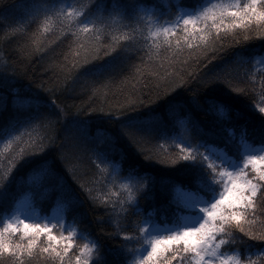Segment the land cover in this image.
<instances>
[{
	"label": "snow or ice",
	"instance_id": "obj_1",
	"mask_svg": "<svg viewBox=\"0 0 264 264\" xmlns=\"http://www.w3.org/2000/svg\"><path fill=\"white\" fill-rule=\"evenodd\" d=\"M130 8L133 13H144L149 23V35L163 38L168 49L175 46L182 50L183 41L188 49L215 51V47L224 42L221 32L231 34L233 44L264 38V0H197L190 7L185 6L184 0H169L167 8L177 9L179 14L163 23L159 22V17L167 13L157 14L155 0H135L132 5L122 4L120 0H113L111 5L107 0H88L87 4L67 7L61 6L60 0H47L43 8L44 22L47 25L53 18H65L75 22L79 33L91 35L97 31L96 21L102 22L100 30L106 27L103 23L105 13L109 18L113 13L128 15ZM144 17L137 15V19ZM237 30L243 31L244 35L241 37ZM136 31L132 29L131 35L120 39L134 40ZM117 46L121 50L116 56L85 68L84 73L96 75L114 71L116 61L128 58V46H120L118 41L105 55L115 51ZM155 47L159 50L161 44ZM258 51L241 48L233 54L234 64L249 65L251 70L246 71L244 81L229 82L227 90L235 101L243 103L244 98L251 101L248 106L256 115L260 133L264 136V51L257 55ZM257 65L262 66L259 73ZM10 79L0 73V143L3 144L0 148V215L3 216L0 219V261L25 264L26 260L46 254L47 259L59 261V264H73V261L74 264H110L106 259L107 251H114L124 257L118 264H264V244L250 243L264 241V140L258 149L253 148L247 139V129H244L239 140L234 136L225 139L221 142V150L216 151L207 139L212 135L211 130L205 131L193 116L196 110L223 115L231 107L208 94L219 89L221 74L201 80L205 93H194L181 117L189 131L201 139L195 145H186L182 139L172 137L171 143L178 151L169 155L165 148L166 154L156 157L161 163L172 165L170 171L186 180L183 187L176 186L179 206L172 223L161 228L153 213L145 212L141 207L142 199L153 197V185L148 182L147 173L130 168L115 189L108 186L105 192L91 186L98 181L80 183L87 198L103 208L108 220L116 224L115 236L122 237V243L116 249L107 251L102 241L76 226L75 217L67 218L71 185L64 169L72 171L78 164L75 153L78 145L72 138H65L59 146H50L55 142L47 129L53 121L46 110L50 105L55 109V101L39 92L22 93L9 83ZM250 94H255L257 99L253 100ZM171 109L169 102L168 110ZM132 110L131 115L120 112L119 116L98 117L115 125L114 131L97 127L98 134L106 133L109 145V150L95 152L101 172L113 165H117V171H123V155L117 164L110 154L117 150L118 140L127 139L139 144L145 133L155 130L152 122L160 119L159 113ZM62 114L63 109L55 111L57 116ZM71 125L82 128L87 121L73 118ZM37 128L45 129V134L33 137L29 130ZM68 153L73 157V167L64 163L69 159ZM149 158L153 157H146ZM21 172L30 179L36 176L46 182L40 195L48 198L55 195L56 214L39 215L33 204L23 200L14 199L10 208L3 206L13 181L21 178ZM112 183L116 185L117 181ZM121 221L129 222L133 230L123 231L128 225H122ZM17 234L18 239H14ZM75 237L87 242L76 245L77 254L70 255Z\"/></svg>",
	"mask_w": 264,
	"mask_h": 264
},
{
	"label": "trees",
	"instance_id": "obj_2",
	"mask_svg": "<svg viewBox=\"0 0 264 264\" xmlns=\"http://www.w3.org/2000/svg\"><path fill=\"white\" fill-rule=\"evenodd\" d=\"M112 2L113 0H107L109 5ZM120 2L132 5L135 0ZM46 3L47 0H0V73L10 77L9 83L22 93L39 92L55 101L57 107L53 109L50 105L46 110L51 113L53 121L47 129V134L55 142L52 145L59 146L65 138H72L78 145L75 150L78 164L73 167L71 153H68L69 159L64 161L73 167L72 171L64 169L65 177L71 185L68 193L71 204L66 213L67 218L71 220L75 217L76 226L102 241L106 251L116 249L122 243V237L115 236L116 224L108 220L103 208L97 207L87 198L79 186L80 183L91 184L98 181L91 186L105 192L108 186L115 189L119 179L126 176L130 168H135L142 174L147 173L148 182L153 185V197L142 199L141 207L145 212L151 211L156 222L172 223L179 206V191L176 186L183 187L186 180L178 173L170 171L172 165L163 164L156 157L164 156L165 148L169 155L178 151L171 143L172 137L182 139L186 145H195L201 139L196 133L189 131V126L181 120L189 107L190 97L194 93H205L201 80L221 74L219 89L208 94L231 105L223 115L205 110L193 112L201 127L205 131L211 130L212 135L207 139L214 146V150H221V142L225 139L234 136L239 140L244 129H247V139L253 148L260 146L264 140L259 130V121L248 106L251 101L247 98H244L243 103L235 101L227 90L229 82L244 81L246 71L251 70L249 65L234 64L233 54L241 48L264 51V38L257 37L241 44H233L231 34L221 32L224 42L217 45L215 51L188 49L183 41L182 50H177L175 46L168 49L163 44V38L156 39L149 35V23L144 13H133L131 8L128 15L113 13L109 18L105 13L103 23L106 27L100 30L99 25L102 22L96 21L97 31L89 35L79 33L74 26L75 22L65 18H53L45 25L43 8ZM60 3L67 7L79 3L87 4L88 0H60ZM155 3L157 14L167 13L159 17L160 23L166 19L173 20L179 14L177 9L167 8L169 0H155ZM196 3L197 0H184L185 6L190 7ZM137 15L144 18L137 19ZM132 29L137 30L134 40L120 39L121 36L131 35ZM237 31L241 37L244 35L243 31ZM114 37L120 46H128V58L116 61L114 71L85 74V68L102 64L121 50L117 46L115 51L105 55L116 43ZM172 39L174 41L175 37ZM158 43L161 44L159 50L155 47ZM260 51L257 55H260ZM5 64L6 68L3 67ZM261 67L257 65L258 73ZM137 68L140 69L139 72ZM250 95L253 100L257 99L255 94ZM169 102L172 104L171 111L168 110ZM132 108L139 112L159 113L160 119L152 122L155 130L145 133L139 144L130 143L127 139L118 140L117 150L110 154L117 164L121 162L123 155V171H117V165H113L101 172L97 167L95 152L109 150V145L106 142V133L98 134L97 127L114 131L115 125L98 117L109 114L119 116L120 112L131 115ZM59 109H63V114L57 116L55 111ZM73 118L87 121V125L82 128L74 127L71 125ZM29 131L35 137L45 134L46 130L37 128ZM2 147L3 144L0 143V148ZM148 156L153 158L146 159ZM113 172L116 174L110 175ZM19 176L21 178L13 181L4 200L5 208H10L14 199H27L40 215L51 214L57 209L54 194L51 198L40 195L42 188L47 186L45 181L36 176L30 179L24 172L19 173ZM113 180L117 181L116 185H113ZM34 211L37 213L35 209ZM0 219H3L2 215ZM121 224L128 225L123 227V231L133 230L129 222L121 221ZM256 227L258 229L260 224ZM54 231L59 234L57 229ZM18 235L14 239H18ZM74 241L70 255L77 254L76 245L87 242L79 237H75ZM250 243L260 246L264 241ZM106 259L110 264H118L124 257L114 251H107ZM0 264L12 262L4 260ZM25 264H59V261H51L45 254L30 261L26 260Z\"/></svg>",
	"mask_w": 264,
	"mask_h": 264
},
{
	"label": "rangeland",
	"instance_id": "obj_3",
	"mask_svg": "<svg viewBox=\"0 0 264 264\" xmlns=\"http://www.w3.org/2000/svg\"><path fill=\"white\" fill-rule=\"evenodd\" d=\"M259 148V146L258 147H256V149H258ZM220 151V150H219ZM23 201H25L26 203H28L29 204V202H28V200L27 199H22ZM34 209L36 210V212L38 213V211H37V209L34 207ZM57 213V210H55L54 209V211L50 214V215H54V214H56ZM39 214V213H38ZM40 215V214H39ZM158 225H160V227L161 228H164V227H166V226H168L170 223H168V222H156Z\"/></svg>",
	"mask_w": 264,
	"mask_h": 264
},
{
	"label": "bare ground",
	"instance_id": "obj_4",
	"mask_svg": "<svg viewBox=\"0 0 264 264\" xmlns=\"http://www.w3.org/2000/svg\"><path fill=\"white\" fill-rule=\"evenodd\" d=\"M51 147H55L54 145H52Z\"/></svg>",
	"mask_w": 264,
	"mask_h": 264
}]
</instances>
